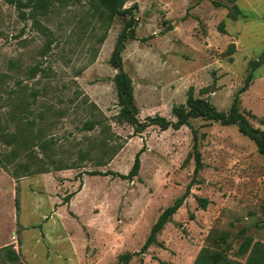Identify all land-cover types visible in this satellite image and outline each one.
<instances>
[{"label":"rangeland","instance_id":"rangeland-1","mask_svg":"<svg viewBox=\"0 0 264 264\" xmlns=\"http://www.w3.org/2000/svg\"><path fill=\"white\" fill-rule=\"evenodd\" d=\"M214 1L125 4L136 5L138 41L126 43L122 65L132 80L140 122L154 115L175 121L171 110L185 104L189 89L227 112L249 62L263 56L239 98L250 125L264 132V0H237L236 20L228 18L232 4ZM91 10L85 1L55 5L40 18L53 37L43 55L46 36L0 0V118L9 120L12 101L30 102V113H15L17 120L35 122L53 160L76 164L19 179L0 168V264H117L119 256L139 252L160 213L193 178L192 131L202 168L190 193L156 244L128 264H192L200 249L219 236L231 245L228 258L244 263L247 255L237 250L245 237L264 245V156L236 126L200 118L178 131L151 126L134 136L117 105L116 70L109 65L125 19L115 17L99 43L105 25ZM34 66L39 72L29 79ZM90 121L97 125L84 130ZM143 146L138 176L131 182L88 174H127ZM195 197L208 201L204 211ZM7 249L17 261L6 259Z\"/></svg>","mask_w":264,"mask_h":264},{"label":"trees","instance_id":"trees-1","mask_svg":"<svg viewBox=\"0 0 264 264\" xmlns=\"http://www.w3.org/2000/svg\"><path fill=\"white\" fill-rule=\"evenodd\" d=\"M81 1L88 2L90 9H92V15L104 22L105 34L100 37L99 43L105 41L106 33L115 17H124L125 19L121 31L116 37L109 58V65L116 70V74L112 81L116 92L117 105L121 108V113L125 115L128 123L133 127L134 136L141 134L142 131L151 126H156L162 132L168 129L177 131L183 126L190 127V120L200 118L218 123L221 126H236L238 132L251 140L255 144L257 152L264 156V132L250 125L244 113L240 110L239 98L242 93L248 90L252 82L253 72L261 65L263 56L258 60L249 62V73L245 77L243 86L234 96L227 112L217 111L206 99L195 98L192 94V90L189 89L185 104L174 106L171 110L172 115L176 119L175 121H170L159 115H154L147 116L143 122H140L137 118L139 112L134 102L132 80L124 71L122 65V53L125 50L126 43L128 41H138L136 36L138 22L133 14V9L136 8L135 4L133 6L134 8H124L129 0H5L8 5L15 8L18 12V18L21 21H31L34 28L40 30V32L46 36V42L42 50L43 55H45L50 48L53 37L51 32L46 27L42 26L40 18L47 16L55 5L63 7L79 4ZM209 1L213 4H217L214 0ZM223 1L232 4V9L230 13H228V18L236 20L240 15V11L235 5L237 0ZM126 16L128 18H125ZM37 72H39V66H34L30 69L28 71L29 79L34 78ZM1 90L2 88L0 86V91ZM9 93L16 94L14 90H10ZM30 98L34 99L35 93H32ZM30 105V102H25L24 100L18 101L16 104L12 101L13 109L9 114V120L7 118L5 120L0 118V147L5 149L3 153L0 152V168L15 179L34 174H45L51 171L76 168V164L74 163L70 166L63 165L61 161H55L51 156L47 155V151L50 148L49 142L42 140L40 132L34 130L35 122L33 120H25L24 122H21L20 119L17 120L15 113H30L28 109ZM96 125V122H86L84 124V130L91 131ZM192 135L193 145L191 155L194 158L195 165L191 182L186 186L185 192L160 213L157 220L150 228L149 234L139 252L133 254L127 253L119 256L117 264H128L133 256H142L150 246L156 244L157 235L164 229L165 225L171 221L172 216L182 207L185 199L188 197L193 181L202 168L200 155L197 151V141L193 131ZM105 146L106 143L104 142L100 145L102 148ZM121 149V146H119L117 150L111 149L110 157L107 161H111ZM144 149L145 147L143 146L137 152L132 167L127 174H120L112 171L100 172L96 170L90 171L88 174L101 176L110 175L131 182L138 176L140 168L139 157L144 152ZM39 154H41L42 157H39ZM98 163L101 166L104 165L103 162ZM72 195L73 194H69L65 197L64 203H66ZM195 201L202 210L206 209L208 204L206 199L195 197ZM260 227L264 229V220L260 223ZM221 245L225 247L222 248ZM230 249L231 245L227 243L226 237L219 236L217 240H213L212 245L200 249L192 264H264V245L253 242L250 237H245L237 250L238 254L247 255L244 263L230 260L226 254L227 250ZM5 257L9 262H15L18 259L17 254L10 249L6 250ZM140 264H143L142 260ZM161 264L166 263L161 262Z\"/></svg>","mask_w":264,"mask_h":264},{"label":"crops","instance_id":"crops-1","mask_svg":"<svg viewBox=\"0 0 264 264\" xmlns=\"http://www.w3.org/2000/svg\"><path fill=\"white\" fill-rule=\"evenodd\" d=\"M173 131H174V130H173ZM177 131H178V130H177ZM180 209H182V207H181ZM180 209H179V210H180ZM203 211H204V210H203ZM177 212H178V211H177ZM177 212H176V213H177ZM174 215H175V214H174ZM174 215H173V216H174ZM173 216H172V217H173Z\"/></svg>","mask_w":264,"mask_h":264}]
</instances>
